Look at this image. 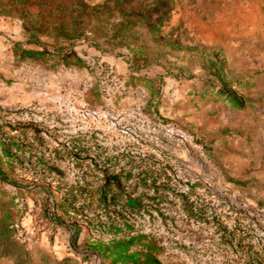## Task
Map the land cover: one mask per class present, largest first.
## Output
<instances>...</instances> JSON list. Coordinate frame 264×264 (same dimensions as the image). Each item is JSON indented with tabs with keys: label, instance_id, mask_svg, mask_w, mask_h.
<instances>
[{
	"label": "rangeland",
	"instance_id": "374dc122",
	"mask_svg": "<svg viewBox=\"0 0 264 264\" xmlns=\"http://www.w3.org/2000/svg\"><path fill=\"white\" fill-rule=\"evenodd\" d=\"M42 1L0 0V264H264V0Z\"/></svg>",
	"mask_w": 264,
	"mask_h": 264
},
{
	"label": "trees",
	"instance_id": "16d2710c",
	"mask_svg": "<svg viewBox=\"0 0 264 264\" xmlns=\"http://www.w3.org/2000/svg\"><path fill=\"white\" fill-rule=\"evenodd\" d=\"M43 2L42 0H25L29 4L34 2ZM81 4H84L85 2L83 0H79ZM120 5H122L121 11L124 15H127L126 20L123 22L122 26H125L124 24H128L130 26H133L135 24V17H139L142 19H147L150 22L151 25L154 24L156 20L160 21L163 19V17L167 16L172 7L168 5L167 0H156L155 3L148 4L145 9H139L137 6L132 3L134 0H116ZM153 15H159L156 20H153Z\"/></svg>",
	"mask_w": 264,
	"mask_h": 264
}]
</instances>
